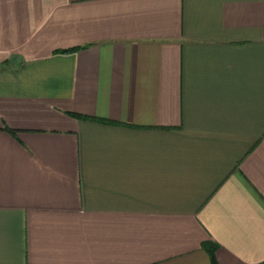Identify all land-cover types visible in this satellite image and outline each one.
<instances>
[{
    "label": "crops",
    "instance_id": "1",
    "mask_svg": "<svg viewBox=\"0 0 264 264\" xmlns=\"http://www.w3.org/2000/svg\"><path fill=\"white\" fill-rule=\"evenodd\" d=\"M264 262V0H0V264Z\"/></svg>",
    "mask_w": 264,
    "mask_h": 264
},
{
    "label": "trees",
    "instance_id": "2",
    "mask_svg": "<svg viewBox=\"0 0 264 264\" xmlns=\"http://www.w3.org/2000/svg\"><path fill=\"white\" fill-rule=\"evenodd\" d=\"M203 247L206 249V251L209 254V257H210V260H211V264H218L216 262V259H215V248H216V244L214 242L205 241L203 243ZM259 264H264V262L259 263Z\"/></svg>",
    "mask_w": 264,
    "mask_h": 264
}]
</instances>
